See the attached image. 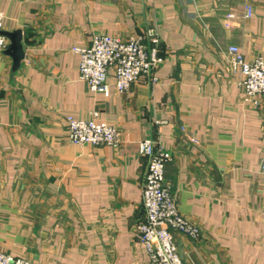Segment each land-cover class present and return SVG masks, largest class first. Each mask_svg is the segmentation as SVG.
I'll return each mask as SVG.
<instances>
[{
    "label": "crops",
    "instance_id": "0c3cea01",
    "mask_svg": "<svg viewBox=\"0 0 264 264\" xmlns=\"http://www.w3.org/2000/svg\"><path fill=\"white\" fill-rule=\"evenodd\" d=\"M0 9L2 31L20 30L24 52L13 67L0 51L1 251L30 264H146L138 142L151 138L172 155L165 178L179 213L199 228L197 238L172 230L183 263L264 264V97L243 101L228 54L236 45L246 61L264 57V0H0ZM150 28L164 56L157 81L90 91L72 47ZM94 111L118 128V146L69 142L66 118Z\"/></svg>",
    "mask_w": 264,
    "mask_h": 264
},
{
    "label": "built area",
    "instance_id": "2783aa9c",
    "mask_svg": "<svg viewBox=\"0 0 264 264\" xmlns=\"http://www.w3.org/2000/svg\"><path fill=\"white\" fill-rule=\"evenodd\" d=\"M246 7V17L251 15ZM229 17L232 14L228 15ZM4 13L0 9V51L6 49L7 39L2 34ZM160 39L153 28L137 36L120 37L105 33L93 34L87 46H73L79 54V78L92 92L109 94L113 84L117 92H125L140 79L155 83L154 71L163 61L160 55ZM228 54L241 69L242 99L257 106L259 97H264V57L257 56L246 61L236 45L228 47ZM111 80V81H110ZM97 112L88 119L66 118L68 140L77 145L118 146L120 132L107 122H96ZM138 152L147 160V170L142 184L144 218L136 225L139 243L145 249L146 264H184L177 250L172 230L191 238L199 236L198 226L182 216L177 208L176 196L165 178V166L171 153L156 140L143 138L138 142ZM264 173V155L260 162ZM0 264H30L21 257H14L0 250Z\"/></svg>",
    "mask_w": 264,
    "mask_h": 264
},
{
    "label": "water",
    "instance_id": "95a60500",
    "mask_svg": "<svg viewBox=\"0 0 264 264\" xmlns=\"http://www.w3.org/2000/svg\"><path fill=\"white\" fill-rule=\"evenodd\" d=\"M4 36H7L10 40V43L7 45L5 52L11 55L13 59V67H17L20 63V60L24 56L21 44V32L16 30L11 33L1 31Z\"/></svg>",
    "mask_w": 264,
    "mask_h": 264
},
{
    "label": "trees",
    "instance_id": "16d2710c",
    "mask_svg": "<svg viewBox=\"0 0 264 264\" xmlns=\"http://www.w3.org/2000/svg\"><path fill=\"white\" fill-rule=\"evenodd\" d=\"M159 49H160V55H163V53H162V50H161V47L159 46Z\"/></svg>",
    "mask_w": 264,
    "mask_h": 264
}]
</instances>
